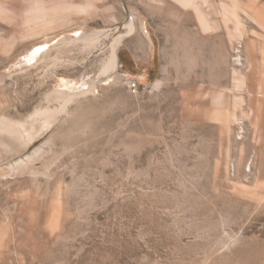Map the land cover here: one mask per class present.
<instances>
[{
  "label": "rangeland",
  "instance_id": "1",
  "mask_svg": "<svg viewBox=\"0 0 264 264\" xmlns=\"http://www.w3.org/2000/svg\"><path fill=\"white\" fill-rule=\"evenodd\" d=\"M7 123L0 264H264V0H0Z\"/></svg>",
  "mask_w": 264,
  "mask_h": 264
},
{
  "label": "bare ground",
  "instance_id": "2",
  "mask_svg": "<svg viewBox=\"0 0 264 264\" xmlns=\"http://www.w3.org/2000/svg\"><path fill=\"white\" fill-rule=\"evenodd\" d=\"M45 10L46 9L43 7V8L34 9L33 11L36 16V14L38 13L45 14L46 12ZM38 17L40 18V16ZM131 27H132V22L128 24V29H130ZM106 33L107 31H94L93 30L86 35L82 34L84 36L80 37V40L84 42L85 44L96 43L99 41V38L101 37V35L106 34ZM37 47H40V46H35L33 48H37ZM119 47H120L119 44L117 45L113 44L111 47L112 48L111 54H110L111 70L107 74V76L103 79V81L110 76H118V75L120 76L122 75L124 77L128 76L125 72L121 71L122 63L120 61L119 53H118ZM40 53L34 54V52L31 51L29 54H27L26 58L22 60V62L27 63L30 61H36L37 58L40 56ZM63 85L67 87V89L75 90L79 93H86V92H90L91 90H93L92 84L84 80H80L77 82L69 81V82L64 83ZM6 125H13L12 127L14 129L13 130L7 129L6 135L0 134V158L8 153H14V152L19 151L25 145V139H24L22 129H20L15 124L7 123ZM6 125H1L0 127L5 128Z\"/></svg>",
  "mask_w": 264,
  "mask_h": 264
},
{
  "label": "crops",
  "instance_id": "3",
  "mask_svg": "<svg viewBox=\"0 0 264 264\" xmlns=\"http://www.w3.org/2000/svg\"><path fill=\"white\" fill-rule=\"evenodd\" d=\"M119 58H120V61L122 63V68H130L133 65H138L139 64V61H142V63H145L144 59H140L139 57H136L135 55L132 54V52H130L127 48H124V53H126V59L122 56L123 55V50H121V48L119 49ZM120 54L122 57H120ZM124 58V59H123ZM130 60V62L128 61ZM129 62V63H128ZM141 65V64H140ZM130 66V67H129ZM143 67V66H141ZM147 70L146 68H144V71ZM128 75H132L133 77H135V75L131 74V72L127 71ZM138 76V75H137ZM139 76H141V74H139Z\"/></svg>",
  "mask_w": 264,
  "mask_h": 264
},
{
  "label": "built area",
  "instance_id": "4",
  "mask_svg": "<svg viewBox=\"0 0 264 264\" xmlns=\"http://www.w3.org/2000/svg\"><path fill=\"white\" fill-rule=\"evenodd\" d=\"M126 81H127V84H128V88L131 90V91H133V92H135V91H137L138 90V88H139V86H140V84H139V82L136 80V78H134V77H132V78H128L127 76H126Z\"/></svg>",
  "mask_w": 264,
  "mask_h": 264
},
{
  "label": "snow or ice",
  "instance_id": "5",
  "mask_svg": "<svg viewBox=\"0 0 264 264\" xmlns=\"http://www.w3.org/2000/svg\"><path fill=\"white\" fill-rule=\"evenodd\" d=\"M42 51H43V48H42V47H37V48H35V49L33 50L34 54H38V53H40V52H42Z\"/></svg>",
  "mask_w": 264,
  "mask_h": 264
}]
</instances>
